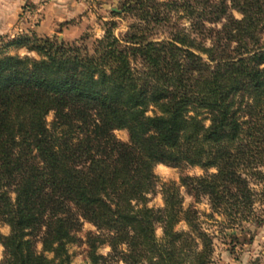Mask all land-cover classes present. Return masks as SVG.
I'll return each mask as SVG.
<instances>
[{
  "label": "trees",
  "instance_id": "1",
  "mask_svg": "<svg viewBox=\"0 0 264 264\" xmlns=\"http://www.w3.org/2000/svg\"><path fill=\"white\" fill-rule=\"evenodd\" d=\"M124 12L134 22L121 40L112 23L91 48L35 36L0 46L1 264H70L84 223L96 229L91 264H213L181 188L230 229L264 225L251 183L264 184V0H127ZM159 164L206 174L163 184L152 209Z\"/></svg>",
  "mask_w": 264,
  "mask_h": 264
},
{
  "label": "rangeland",
  "instance_id": "2",
  "mask_svg": "<svg viewBox=\"0 0 264 264\" xmlns=\"http://www.w3.org/2000/svg\"><path fill=\"white\" fill-rule=\"evenodd\" d=\"M55 0H42L36 5L24 3L14 22L5 24V30L0 35V46L12 42L22 37H38V38H57L66 43L85 44L89 48L95 40L101 39L106 30L114 24V35L118 39H123L128 32L129 26L134 19L124 12L127 0H68L62 7V20H57L58 16L54 12H50L49 2ZM158 2H167L168 0H157ZM12 4V0L9 1ZM54 4V3H53ZM48 5V6H45ZM30 9L25 12V9ZM53 19H50L51 17ZM48 16V17H47ZM235 16H240L235 13ZM13 17V16H12ZM177 21L174 16L172 23ZM180 24L186 28L189 23L186 20H180ZM42 28L41 36L35 32L36 28ZM163 29L156 32L154 38L163 40L167 38ZM208 46L209 43L207 42ZM9 55L34 56L25 48L8 50ZM153 111L149 112L152 115ZM53 120V114L50 113L46 121L50 125ZM117 140L127 143L128 134L125 130L114 131ZM154 174L158 178V182L153 193L147 196V206L152 209H160L163 207L161 195V187L166 183H175L179 185L180 178L183 176L202 177L206 173L195 167L178 168L164 164L154 167ZM210 170L209 173H213ZM252 188L255 191L256 203L254 210L257 217L264 219V184H260L251 179ZM183 198V207L187 208L193 205L198 212L199 222L205 232H207L213 241V264H264V225H257L255 222L243 223L240 227L230 229L226 226V219L212 213L206 198H201L199 202L189 196L184 188L180 190ZM177 231H187L185 224L181 223L176 226ZM96 229L89 223H84L81 231L77 233V241L68 245L70 255V264H91L88 255V246L86 243L89 233H95ZM0 234L7 236L9 234L8 226L0 223ZM156 236L162 237V230H156ZM40 250V245L37 246ZM110 252L107 246L100 247L96 253L106 256ZM3 258V248L0 245V264ZM112 264H124L116 262Z\"/></svg>",
  "mask_w": 264,
  "mask_h": 264
},
{
  "label": "crops",
  "instance_id": "3",
  "mask_svg": "<svg viewBox=\"0 0 264 264\" xmlns=\"http://www.w3.org/2000/svg\"><path fill=\"white\" fill-rule=\"evenodd\" d=\"M10 0H0V35H2L4 33V28H5V24L9 23V22H14L19 11L20 8L23 6L24 3H28L30 5H36L38 4L40 1L42 0H12V4H10L9 2ZM66 1L68 0H55L53 3L49 2V11L50 12H54V14H56V16H58L57 20H62L61 16L63 14L62 12V7L63 5H65L64 3H66ZM48 6V5H45ZM13 16V17H12ZM48 17V16H47ZM52 18L49 17V21ZM42 28H36L35 32L38 36H41V32H39Z\"/></svg>",
  "mask_w": 264,
  "mask_h": 264
},
{
  "label": "built area",
  "instance_id": "4",
  "mask_svg": "<svg viewBox=\"0 0 264 264\" xmlns=\"http://www.w3.org/2000/svg\"><path fill=\"white\" fill-rule=\"evenodd\" d=\"M27 8L25 9V12H28L30 9L28 8V6H26Z\"/></svg>",
  "mask_w": 264,
  "mask_h": 264
}]
</instances>
